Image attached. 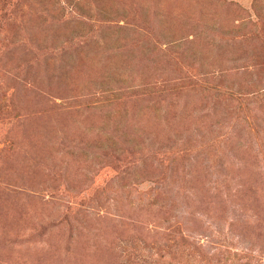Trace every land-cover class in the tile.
<instances>
[{
  "label": "rangeland",
  "instance_id": "1",
  "mask_svg": "<svg viewBox=\"0 0 264 264\" xmlns=\"http://www.w3.org/2000/svg\"><path fill=\"white\" fill-rule=\"evenodd\" d=\"M0 264H264V0H0Z\"/></svg>",
  "mask_w": 264,
  "mask_h": 264
},
{
  "label": "trees",
  "instance_id": "2",
  "mask_svg": "<svg viewBox=\"0 0 264 264\" xmlns=\"http://www.w3.org/2000/svg\"><path fill=\"white\" fill-rule=\"evenodd\" d=\"M82 48H84V47H82ZM78 53H79V51H78ZM86 55H88L87 54V52L85 53ZM75 57H77L76 55H75ZM91 58H93V57H91ZM73 59H75V58H73ZM76 60V59H75ZM93 60V59H92ZM210 64H213V65H217V64H215V62H204V64L203 65H205V66H207V65H210ZM77 65H72V66H70V68H69V70L68 69H66V70H68V71H75V67H76ZM113 75V74H112ZM108 76H111V74H109ZM111 82H115V80H113L111 77H110V79L108 80V83H111ZM85 83V82H84ZM88 84V83H87Z\"/></svg>",
  "mask_w": 264,
  "mask_h": 264
}]
</instances>
